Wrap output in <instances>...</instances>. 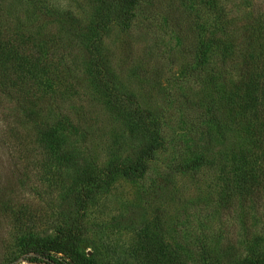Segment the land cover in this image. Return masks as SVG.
I'll return each mask as SVG.
<instances>
[{"label": "rangeland", "instance_id": "374dc122", "mask_svg": "<svg viewBox=\"0 0 264 264\" xmlns=\"http://www.w3.org/2000/svg\"><path fill=\"white\" fill-rule=\"evenodd\" d=\"M204 1L140 0L128 30L114 23L104 30L101 54L122 91L133 94L140 106L170 116L162 125L167 144L142 179L116 175L79 212L69 195L79 191L84 179L100 176L103 168L124 158L134 141L146 139L141 129L132 136L108 110L106 97L82 77V52L65 27L41 15L47 8L69 11L80 25L86 24V43L91 44L103 32L95 23L98 2L42 0L34 9L28 0H0L3 23L39 31L68 64L62 70L76 90L58 93L56 102L79 124L80 130L70 131L67 139L89 162L87 174L62 167L41 145L32 125L2 118L11 103L0 105V264H264V197L254 202L245 195L252 187L236 181L233 163L239 149L253 155V138L226 124V140L212 131L214 164L194 174L169 176L174 163L191 156L189 144H199L201 138L181 117L179 102L185 94L194 99L215 95L206 84L183 81L187 67L195 66L198 43L207 41L210 48L205 66L209 73L219 72V60L225 56L213 49V38L220 40V48L230 42L232 57L225 61L232 60V66L222 70L236 76L243 54L256 55L245 42L246 34L264 24V0H217L231 31L216 34L213 0ZM221 110L229 122L227 108ZM253 172L261 177L264 165ZM31 243H46L53 258L25 259Z\"/></svg>", "mask_w": 264, "mask_h": 264}, {"label": "trees", "instance_id": "16d2710c", "mask_svg": "<svg viewBox=\"0 0 264 264\" xmlns=\"http://www.w3.org/2000/svg\"><path fill=\"white\" fill-rule=\"evenodd\" d=\"M28 1L34 4V9L37 8V3L42 2ZM96 1L98 8L95 23L103 32L91 44L86 43L89 32L86 31V24L80 25L78 18L69 11L47 8L41 15L65 27L82 52V77L89 86L106 97L108 110L129 127L132 136L137 134V129H141L142 137L146 135V139L142 138L137 143L134 141L132 149L124 158L103 168L100 176L92 174L84 179L79 191L69 195L79 212L87 208L94 192L105 188L116 175L138 180L147 174L149 163L167 144L162 125L164 119L170 117L163 110L140 106L133 94L122 91L111 65L106 63L101 54L107 25L114 23L128 30L140 0ZM203 2L205 3L204 0ZM217 4L218 1L213 0L212 6L217 16L215 33H230L227 14ZM0 13V105L3 107L4 101L11 103V107L7 108L9 114L6 115L8 111L5 114L2 112V118L32 125L41 145L55 156L62 167L81 170L87 174L89 162L76 154L75 147L67 139L70 131L80 130L79 124L62 112L56 102L60 94H69V90L74 94L76 90L68 82L70 76L66 75L67 70H62L68 64L56 56L55 47L39 31H31L13 22L11 26L8 22L3 23L6 16L3 15V10ZM245 38L248 48H254L256 55L254 57L252 52L244 49L249 53L243 54L240 63L236 65V76L222 70L223 67L232 66L231 59L227 61L229 64L225 61L227 57H232L233 46L230 42L228 45L224 42L225 45L220 48V40L213 38L211 46L225 56L219 60V72L211 70L209 73L205 72V66L208 64L206 57L210 48L206 46L207 41L198 43L194 53L195 66L187 67L183 81L186 84L192 79L199 86L206 84L215 95L210 98L201 95L194 99L185 94L179 102L177 108L181 117L187 119L190 129L199 132L201 146L196 141L189 144L191 156L174 163L169 169V176L178 173L194 174L202 166L214 164L213 157H210V152L215 147L212 131L221 140H226L228 124L233 132L243 131L254 140L256 151L253 155L249 156L245 149H239L233 163L238 169L236 181L252 187L249 194L245 195L256 202L264 197V187H259L264 183V175L255 176L253 172L264 165V156L262 159L258 157L260 150L264 155V24L251 27ZM215 73L218 75L215 76ZM60 87L64 89L61 90ZM58 93L60 94L57 95ZM222 107L228 110L229 122L224 119ZM44 113H50L52 117ZM184 118L182 119L185 121ZM185 145L187 144H183L184 147ZM50 250L46 243L41 247L31 243L25 251V259L35 262L39 255L53 258ZM56 252L63 253L64 249H57Z\"/></svg>", "mask_w": 264, "mask_h": 264}]
</instances>
